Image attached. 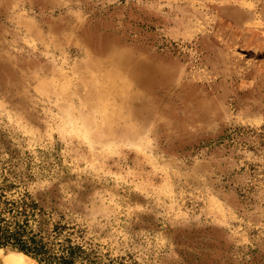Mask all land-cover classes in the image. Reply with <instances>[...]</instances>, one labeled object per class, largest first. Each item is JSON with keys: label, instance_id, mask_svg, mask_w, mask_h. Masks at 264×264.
I'll use <instances>...</instances> for the list:
<instances>
[{"label": "rangeland", "instance_id": "obj_1", "mask_svg": "<svg viewBox=\"0 0 264 264\" xmlns=\"http://www.w3.org/2000/svg\"><path fill=\"white\" fill-rule=\"evenodd\" d=\"M261 129L264 0H0V181L102 263L264 264Z\"/></svg>", "mask_w": 264, "mask_h": 264}, {"label": "trees", "instance_id": "obj_2", "mask_svg": "<svg viewBox=\"0 0 264 264\" xmlns=\"http://www.w3.org/2000/svg\"><path fill=\"white\" fill-rule=\"evenodd\" d=\"M252 136L264 151V129L252 131ZM12 188L6 178L0 181V249L15 250L37 264H127L102 263L92 244L80 242L85 231L63 223V216L53 220L55 210H47L29 192L11 199L7 193Z\"/></svg>", "mask_w": 264, "mask_h": 264}, {"label": "bare ground", "instance_id": "obj_3", "mask_svg": "<svg viewBox=\"0 0 264 264\" xmlns=\"http://www.w3.org/2000/svg\"><path fill=\"white\" fill-rule=\"evenodd\" d=\"M12 264H29V263H22V262H14Z\"/></svg>", "mask_w": 264, "mask_h": 264}]
</instances>
